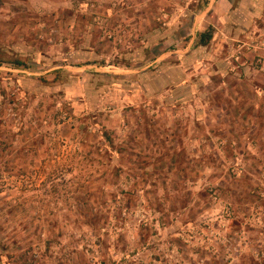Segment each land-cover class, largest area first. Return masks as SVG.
I'll return each instance as SVG.
<instances>
[{"label":"rangeland","instance_id":"1","mask_svg":"<svg viewBox=\"0 0 264 264\" xmlns=\"http://www.w3.org/2000/svg\"><path fill=\"white\" fill-rule=\"evenodd\" d=\"M227 1L0 0V264H264V0Z\"/></svg>","mask_w":264,"mask_h":264},{"label":"trees","instance_id":"2","mask_svg":"<svg viewBox=\"0 0 264 264\" xmlns=\"http://www.w3.org/2000/svg\"><path fill=\"white\" fill-rule=\"evenodd\" d=\"M199 37H200V39H199V43H198V45H200V46H206V45H208V44L210 43V41L212 40L213 35L211 34L210 31H207V32L201 33V34L199 35ZM15 64H16V66H18V67H21V66L23 65V64H22L21 62H19V61H16Z\"/></svg>","mask_w":264,"mask_h":264},{"label":"crops","instance_id":"3","mask_svg":"<svg viewBox=\"0 0 264 264\" xmlns=\"http://www.w3.org/2000/svg\"><path fill=\"white\" fill-rule=\"evenodd\" d=\"M221 5H222L223 11H224V12H222V14H226L225 12H229L230 11L231 4L227 0H221ZM263 5H264V3H263ZM255 9H259V5H257V7ZM250 15L253 16L252 14H250ZM250 15H249V17H250ZM244 20L245 19L243 18L242 21H244Z\"/></svg>","mask_w":264,"mask_h":264}]
</instances>
